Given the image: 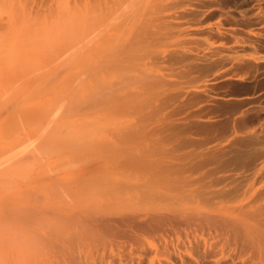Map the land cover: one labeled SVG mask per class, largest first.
<instances>
[{
    "label": "bare ground",
    "instance_id": "1",
    "mask_svg": "<svg viewBox=\"0 0 264 264\" xmlns=\"http://www.w3.org/2000/svg\"><path fill=\"white\" fill-rule=\"evenodd\" d=\"M65 7L69 13L68 16L64 11L62 13L64 23L68 25L65 32L75 35L80 47L76 57L79 56V64L73 71H63L68 82H62V87L65 85L67 89L70 82L79 84L85 101L81 103L80 94L75 95L82 106L78 105V99L68 100L72 106L76 102L82 107V112H75L77 106L74 110L70 107V111L66 106L68 101L62 99L66 104L63 103L66 106L63 110L69 111L68 118L72 113H83L96 121L103 120V123L113 125L112 131L96 143L99 151L97 155L91 154L96 156L92 164L79 168L67 166V170L60 172L57 169L61 168L53 164L56 170L53 166H49L50 170L46 167L41 177L50 172L53 176L35 177L26 183L23 193L0 199V264H264V93L256 99L224 100L218 94L215 96L220 98L208 95L210 89L208 94L205 92L211 82L221 78L240 82L239 79L247 77L255 84L264 85V0H72L66 2ZM27 31L22 34L26 36ZM4 50L1 52L5 53ZM20 50L25 55V51ZM14 53L11 59H14ZM24 59L28 60L27 56ZM56 59L53 61L57 62ZM63 59L66 57L61 61ZM7 61L1 64L5 67ZM19 62L23 65V61ZM50 62L47 64L51 65ZM17 63L18 69L14 67L16 72L13 70L25 79L29 72L26 70V76L20 74L21 66ZM48 69L44 70L45 78ZM37 77V82L42 81ZM19 79L17 85L22 81ZM45 81L47 78L44 87ZM231 85L235 89V83ZM257 88L260 91L261 86ZM29 93L28 100L30 95L33 96ZM194 97L210 103L214 114L219 113L223 119L220 123L207 124L210 119L207 125L200 126L201 121L198 126L195 122L197 128L207 129L199 133V128L193 125L195 135L207 132L209 135L205 136V141L201 137L204 142L200 146L195 145L196 142L195 147L188 150L195 138L187 139L193 129L190 127L193 119L189 122L193 113L186 103L188 98ZM61 101L57 100L56 105L51 100L48 104V100L46 105L43 104L46 107L41 105L42 111H47L49 105V110L52 107V112L55 111L53 107L60 108ZM37 109L29 110L36 114ZM61 110H56L55 116L65 122L67 113L66 116L62 113L66 117L64 121V117L58 116ZM40 114L36 116H44ZM73 115L71 119H74ZM45 119L43 122L48 120ZM92 120L88 122L90 127ZM83 121L82 124L86 123ZM103 123L99 125L100 129ZM27 124L26 128L32 123ZM52 126L53 131L56 127L62 129ZM32 127L28 130L32 131L35 126ZM40 127L44 128L42 124ZM86 128H82L80 134L88 131ZM215 128L222 131L217 133V130L214 134ZM76 131L78 136L79 128ZM100 131L101 136L102 129ZM93 132L99 134V130ZM87 134L84 136L83 133L82 138V135L78 136L80 142L90 136L86 137ZM37 137L44 138V134ZM54 137L56 139L57 135ZM33 139L28 140L30 144L24 143L36 153L40 150V142H37L41 138ZM42 140L45 143V139ZM32 141L39 149L35 146L32 151ZM16 146L18 149V144ZM73 159L76 164L80 158ZM25 161L26 164H19L21 168L25 169L24 165L30 163L28 168L33 163L26 157ZM13 164L15 167L18 163ZM39 169L38 166L37 173Z\"/></svg>",
    "mask_w": 264,
    "mask_h": 264
},
{
    "label": "rangeland",
    "instance_id": "2",
    "mask_svg": "<svg viewBox=\"0 0 264 264\" xmlns=\"http://www.w3.org/2000/svg\"><path fill=\"white\" fill-rule=\"evenodd\" d=\"M1 1V0H0ZM18 1V3H16ZM22 1V2H21ZM29 1H30V4L28 5V3H29ZM38 1L39 0H32V3H31V0H15V1H13V0H6V2H5V0H3V1H1L0 3V24H2V27H1V25H0V40H4L5 42H6V44H5V42L3 41V43H0V47L2 48V49H0V58L1 59H3L2 58V56H4V54L6 53V55L4 56L5 58L3 59L4 61H7L6 62V64L7 65H5V67L1 64V63H3L4 61L2 60H0L1 61V63H0V191H1V193H0V199H3V198H7V197H9V196H13V195H15V194H18V193H23L24 191H25V189H26V185L29 183V182H31L32 180H34V178L35 177H37V178H47V177H49V176H53L54 174L52 173L51 174V172L49 173V171H48V173L49 174H51V175H47L46 173L44 174L45 175V177H44V175H43V177H41L42 176V172H44V170L43 169H45L46 167H47V169H49L50 170V168H49V166L51 167V166H53V169L54 170H56V167H57V165H58V167H60L61 169H57V171L58 172H60V171H64V170H67V166H69V167H73V168H79V167H83V166H88V165H90V164H92L94 161H95V158H96V156H92V155H97L98 154V151L99 150H97L98 148L96 147V143L100 140V139H103V138H105V137H107L108 136V134L112 131V124H110V123H108L109 125H107L106 124V122H104L103 123V120H95L94 118H92V117H90V115L89 116H87V115H85V114H78V113H75L77 116H79V117H76V115H73V113L70 115V117H72V115L73 116H75L74 117V119L72 118H68V115H69V111L67 112V110L65 111V109L63 110V107H66L67 106V109L69 108L70 109V111H72V109H73V107L74 108H76V106H77V104H76V102L75 103H73V106H72V99H74L75 101L78 99L77 97L78 96H76V95H79L80 97H79V99L80 100H82V104H83V102L85 101L84 99H82V97H84L83 95H82V89H81V87H80V85L79 84H74V83H72L71 84V82L69 83V84H71V85H69L68 83H67V89H65V85L62 87V82H64L66 79H65V76H64V72L65 71H67L68 69L69 70H71V71H73V70H75V69H73V68H75V67H77V63L79 62V56H78V58H76L77 57V55H79L78 53V50H79V47H80V42H79V40L77 39V37L75 36V35H72V34H68L67 35V32H65V27H68V25L66 26V24L64 23V18H63V16H65V15H67L68 16V10H67V8L65 7V4H66V2H70V1H72V0H41L40 1V3H38ZM48 1V2H47ZM51 1H52V3H51ZM57 2V3H56ZM3 3V4H2ZM15 3H16V5H15ZM43 4V5H42ZM46 4V5H45ZM55 4V5H54ZM43 7V8H42ZM63 9V10H62ZM29 11V12H28ZM63 11L65 12L64 14L65 15H62V13H63ZM42 14V15H41ZM52 14V15H51ZM50 15V16H49ZM50 17V19H49V17ZM52 17V18H51ZM41 20V22H39L40 20ZM42 21H44V22H42ZM2 22V23H1ZM42 23V26H40L39 25V23ZM34 23V24H33ZM37 23V24H36ZM34 25H36V26H34ZM39 25V26H38ZM27 26H29V29L27 28ZM60 26V27H59ZM4 27V28H3ZM6 27V28H5ZM34 27V28H33ZM36 27V28H35ZM49 27V28H48ZM25 28V29H24ZM27 28V29H26ZM41 29V31L42 32H40V30L39 29ZM55 28V29H54ZM2 29H3V32H2ZM35 29V30H34ZM54 29V30H53ZM23 30V31H22ZM25 30V31H24ZM29 31V33H28V31ZM5 31H6V33H5ZM27 31V33H26V36L24 35L25 34V32ZM36 31V32H35ZM54 31V32H53ZM2 32V33H1ZM10 32V33H9ZM22 32L24 33V34H22ZM31 32V33H30ZM52 33V34H51ZM30 34H31V36H30ZM39 34V35H38ZM41 34V35H40ZM61 34V35H60ZM6 35V36H5ZM23 35V36H22ZM63 35H65L64 37H65V39L63 38ZM62 36V37H61ZM68 36V37H67ZM31 37V38H30ZM55 37V38H54ZM59 37V39L58 40H55L56 38H58ZM3 38V39H2ZM9 38V39H8ZM43 38V39H42ZM23 40V41H22ZM25 40V41H24ZM41 40H43V41H41ZM67 40H68V42H67ZM1 41V42H2ZM35 41H38V42H35ZM22 44H21V43ZM17 43V44H16ZM19 43V44H18ZM35 43L37 44V46L35 45ZM40 43V44H39ZM67 43V44H66ZM1 44H3L4 45V47H3V45H1ZM43 44H44V46H43ZM61 44H62V46H61ZM13 45H15L14 47H13ZM17 45L19 46V47H17ZM23 45V46H22ZM39 45H41L42 47H40ZM66 45H67V47H66ZM8 47V48H6V47ZM21 46V47H20ZM25 46H26V48H25ZM39 46V47H38ZM58 46H60L61 48L63 47V49H61V51H59L60 49H58L59 47ZM17 47V48H16ZM56 47V48H55ZM69 47V48H68ZM6 48V49H5ZM11 48H14V50H12ZM37 48V49H36ZM66 48H68L67 50H66ZM77 48V49H76ZM5 49V50H4ZM9 49H11V50H9ZM20 49H22V50H24L25 51V55H24V53L20 50ZM58 49V50H57ZM3 50L5 51V53H2L3 52ZM21 51V53H23L22 55H24L25 57L27 56V59H28V57H29V59L30 58H32V60H26V59H24L26 62H28V63H26L24 60H22V58L24 57H21V59L19 58V56H21V53H20V51ZM57 50V51H56ZM62 50H64L63 52H62ZM2 51V52H1ZM9 51V52H8ZM17 51V53L15 54L14 52H16ZM28 51L30 52V53H28ZM42 51H44V52H42ZM76 51V52H75ZM8 52V53H7ZM19 52V53H18ZM73 52V53H72ZM13 53L16 55H14V59H11V58H13ZM36 53H37V55H36ZM40 53V54H39ZM66 53V54H65ZM70 53V54H69ZM18 54V55H17ZM32 55V56H31ZM40 55V56H39ZM68 55H70L69 57L71 58H67V56ZM12 56V57H11ZM17 56H18V58L19 59H17ZM35 56H39L38 57V59L35 57ZM76 59H73V57ZM57 60V62H58V60L60 61V63L58 62H55V61H53V60H55L54 58ZM63 57H66V61L63 59V61H61V59L63 58ZM16 58V59H15ZM34 58H36V61H35V59ZM41 58H42V60H41ZM60 58V59H59ZM45 59V61L47 60V62H50V64L51 65H49V64H47V62L45 63V61H43ZM73 59V60H72ZM18 61V63H17V61ZM41 60V61H40ZM11 61V62H10ZM13 61H14V66H12L13 65ZM19 61H23V65L21 64L20 65V62ZM40 61V62H39ZM42 61H43V63L44 64H42ZM74 61V62H73ZM76 62V63H75ZM18 64V66L20 65L21 66V68L19 67V69H21V70H19L20 71V74H23V76H26V72L28 71L29 73H27L28 75L25 77V79H24V77H23V79L21 78V77H19V75H18V73H15L16 72V70H15V64ZM25 63V64H24ZM33 65H32V64ZM73 65H72V64ZM5 64V63H4ZM9 64H11V65H9ZM27 64V65H26ZM28 64H29V66H28ZM39 64H40V66H41V64H42V66H45L44 68L45 69H42V66L40 67L39 66ZM79 64V63H78ZM25 65V66H24ZM37 66V68H39V69H35V67ZM46 65H48V66H46ZM52 65H56V67H54V66H52ZM64 65V66H63ZM10 66H12L10 69L11 70H9L8 69V67H10ZM24 66V67H23ZM28 66V67H27ZM74 66V67H73ZM15 67V68H14ZM51 67V68H50ZM59 67V68H58ZM1 68H3L2 70H1ZM24 68V69H23ZM51 69V70H49V69ZM55 68H57V69H55ZM15 70V72H14V70ZM16 69H18V68H16ZM29 69V70H28ZM46 69H48L47 71V73H48V75H50V73H51V75L50 76H52V77H50V76H48L47 75V81H45V83H46V87H44V80H46V78H45V72H44V70H46ZM60 69V70H59ZM22 70L23 71H25V72H23L22 73ZM27 70V71H26ZM38 70V72H36ZM52 70H53V72H55L56 73V75H54L55 73H53L52 72ZM68 70V71H69ZM5 71H6V74H8V76L5 74ZM31 71H35L36 72V74H35V72H34V74L33 73H30ZM64 71V72H63ZM50 72V73H49ZM2 73V74H1ZM41 73V74H40ZM60 73V74H59ZM63 73V74H62ZM15 74H17L18 75V77L19 78H21L22 79V81H20L21 79H19L18 77H16L15 76ZM29 74H32V75H29ZM40 74V75H39ZM44 74V77L42 78V75ZM58 74V75H57ZM12 75V77H10ZM61 75V76H60ZM13 76L15 77V78H13ZM29 76H31V77H29ZM37 76H41V78H39V77H37ZM59 76V77H58ZM28 77V78H27ZM35 77H37V78H39V80L41 79L42 81H39V82H37L36 81V78ZM48 77H49V79H48ZM56 77V78H55ZM8 80H7V79ZM52 78V79H51ZM62 78V79H61ZM15 79V80H14ZM18 79H19V81L20 82H18V85H17V81H18ZM44 79V80H43ZM53 79H55L54 81H53ZM56 79H58V80H56ZM246 79H247V77H246ZM245 79V77L244 78H242V79H239V80H241L240 82L238 81V82H230V81H228L229 79H227V78H221L220 80H215L214 82H211L210 83V87L211 88H209V86L207 87V89H206V91L205 92H207L206 94H208V91L207 90H209L210 89V91H209V93H211V94H208V95H212V97H215V98H220L218 95H220L221 96V98L220 99H224V100H226V99H231V100H241V98L242 99H246V98H258V96L261 94V93H264V92H262V91H264V85H259V84H255V83H253L252 81H250V79L248 78L247 80ZM3 80V81H2ZM17 80V81H16ZM36 81L35 83L33 82V81ZM51 81L50 83H49V81ZM63 80V81H62ZM227 80V81H226ZM252 80V79H251ZM5 81H6V83H5ZM67 82H68V80H66ZM66 81L64 82L65 84H66ZM28 82V83H27ZM4 83H5V85H4ZM23 83V84H22ZM27 83V84H26ZM61 83V84H60ZM231 83L233 84V83H235V89H236V87H240V88H242V90L241 89H239V87L237 88V90H235L234 89V85H231ZM237 83V84H236ZM243 83V84H242ZM252 83L254 84V86L252 85ZM7 84V85H6ZM32 84V86H30ZM35 84V85H34ZM219 84V85H218ZM224 84V85H223ZM229 84V85H228ZM39 85H41V86H39ZM49 87H48V86ZM59 85V86H58ZM76 85V86H75ZM243 85V86H242ZM2 86H6L5 88H3ZM7 86H9V88L7 87ZM21 88H19V87ZM28 86V87H27ZM36 86H37V88H36ZM58 86V88H56ZM69 86H72V87H70L71 88V92L68 90V88H69ZM216 86L218 87L217 89H215L216 88ZM230 86V87H229ZM260 87L261 86V89H260V91H259V88H257V87ZM19 88V91H18V88ZM31 87V88H30ZM39 87H41V88H39ZM43 87V88H42ZM73 87H77L78 89L80 88L81 90L79 91L77 88H73ZM215 87V88H214ZM221 87H222V89H223V91H222V89H221ZM8 88V89H7ZM23 88V89H22ZM28 88H29V90H28ZM47 88V89H46ZM69 88V89H70ZM214 88V89H213ZM229 90H231V91H228V89ZM245 88V89H244ZM256 88V89H255ZM31 89V90H30ZM32 89H33V91H32ZM40 89H43V93L42 92H40ZM50 89V90H49ZM58 89H60V91L58 90ZM62 89H63V91H62ZM73 89V90H72ZM247 89H248V91H247ZM28 90V91H27ZM36 90H37V92H40V93H42V94H40V93H37V94H34V93H36ZM66 90H67V92L68 93H66ZM77 92V90L79 91V92H75V91ZM217 90V91H216ZM221 90V91H220ZM7 91H10V92H7ZM27 91V93H31V91H32V93L31 94H33V96L32 95H30V93H29V100H28V97L26 98V96H27V93H25ZM52 91H53V93H52ZM65 91V92H64ZM237 91V92H236ZM251 91V92H250ZM7 92V93H6ZM18 92V93H17ZM20 92V93H19ZM34 92V93H33ZM46 92V93H45ZM242 94H241V93ZM257 92V93H256ZM2 93V94H1ZM15 93V94H14ZM64 93V94H63ZM66 93V94H65ZM220 93V94H219ZM224 93V94H223ZM8 94V95H7ZM25 94V95H24ZM47 94V95H46ZM55 94V95H54ZM61 94V95H60ZM74 94V95H73ZM76 94V95H75ZM215 94H218L217 96H215ZM223 94V95H222ZM35 95V96H34ZM228 96V97H225V96ZM247 95V96H246ZM7 96V97H6ZM24 96V97H23ZM32 96V97H31ZM40 96V97H39ZM76 96V97H75ZM224 96V97H223ZM21 97H22V99H21ZM34 97H36V98H34ZM50 99H49V98ZM24 98H26L25 100H23ZM76 98V99H75ZM197 98V97H196ZM32 99H34V100H32ZM64 100V102L65 101H68L69 99L71 100L70 101V103H69V101H68V104L66 105L64 102H62L61 100ZM79 99H78V101H77V103H78V105H81V103H79L80 101H79ZM191 99V100H190ZM188 98V102L186 103V107L189 109V110H191L192 111V113H193V116H192V118H190L189 119V122H192V123H190V127L191 128H193V127H196V126H198V122L199 121H201V123L199 122V126L201 125V124H206L210 119H211V121H209L207 124H210V122H214L215 121V123L218 121H222V119H223V117L221 118V115L219 114V113H217L216 115L214 114L215 113V111H213L214 109L213 108H211V107H209L211 104L210 103H208V102H206L205 100H203L202 101V99H195V97H194V99L193 98ZM48 100H49V103L48 104H51L50 103V100H51V102L53 103V102H55V104H56V101L58 100L59 102L61 101V103H62V105L60 106V105H58V106H60V108H62V110L63 111H65V113L58 107L57 108V106L56 107H53L54 109H55V111L53 110V112H56V113H53L52 112V107L50 108L51 110H49V107H50V105H49V107L46 109L47 111H49V112H47V111H44V112H46L45 114H44V112L42 111L44 108H42V106L41 105H46L47 104V102H48ZM74 100H73V102H74ZM189 100H190V102L192 103V104H194V105H192L190 102H189ZM195 101V102H194ZM199 101H201V102H199ZM19 102V103H18ZM23 102H25V103H23ZM34 102H35V104H34ZM38 102V103H37ZM194 102V103H193ZM198 102V103H197ZM63 103L66 105V106H64L63 105ZM189 103V104H188ZM59 104V103H58ZM74 104H75V106H74ZM191 104V105H190ZM40 105V106H39ZM43 105V107H46V106H44ZM57 105V104H56ZM69 105V106H68ZM190 105V106H189ZM196 105V106H195ZM38 106H39V108L40 109H37L38 108ZM48 106V105H47ZM52 106V105H51ZM53 106H55V105H53ZM82 106V105H81ZM206 106H208V107H206ZM33 107H34V109H37V111H38V113H36L37 114V116H38V114H44V116L43 117H45L46 119H48V120H46L45 118H43L42 116H39L40 118H38L37 116H36V114H33L34 112H32V111H30L31 109H33ZM36 107V108H35ZM70 107H72V109L70 108ZM80 109H79V108ZM30 110H29V109ZM81 108L82 107H80V106H77V108L76 109H78V111L77 110H74L75 112H82V110H81ZM206 108V109H205ZM245 108V107H244ZM25 109H27V110H29V114H28V111L26 110V113H25ZM68 109V110H69ZM199 109V110H198ZM213 109V110H212ZM56 110H58L59 112H60V110L62 111L61 113H60V115H59V113H58V116H62V117H64L63 118V120L67 117V119H65L66 121L68 120V119H71V120H69L68 122H67V124H66V121L65 122H63L61 119H60V117H59V119H58V117H56L57 116V112L58 111H56ZM211 110V111H210ZM35 111V110H34ZM22 112V113H21ZM32 112V113H31ZM50 112H52L54 115L53 116H51L52 115V113H50ZM199 114H198V113ZM204 112V113H203ZM50 113V114H49ZM65 114V116H66V113H67V116L65 117V116H63V114ZM211 113V114H210ZM40 114V115H41ZM49 114V116L51 117V119H50V117L48 118V115ZM196 116H195V115ZM205 114V115H204ZM209 114V115H208ZM33 115H35L34 117H33ZM56 115V116H55ZM220 115V116H219ZM87 116V117H86ZM215 116H217L216 118H215ZM218 116L220 117V118H218ZM54 117V118H53ZM81 117H82V119L83 120H85V119H87V120H90V121H88L89 123H91V120L94 122V124L95 125H92L93 124V122H92V124H91V127H90V125L88 124V122L85 120V121H83L82 119H81ZM196 117V118H195ZM213 117V118H212ZM238 117V115L236 116V118ZM42 118H43V121H44V119L46 120L45 122H47L46 123V125L44 124L45 122H43L42 121ZM52 118L53 119H55V122L52 120ZM92 118V119H91ZM207 118V119H206ZM32 119V120H31ZM34 119V120H33ZM191 119H193L192 121H191ZM214 119V120H213ZM220 119V120H219ZM16 120H18V122L16 121ZM52 120V121H51ZM105 120V119H104ZM26 122V124L29 122V124L30 123H32V124H30L29 125V127L28 128H26V124H25V122ZM86 122V123H84V124H87V126H88V128H86L87 126H85L84 124H82L81 122ZM96 121V122H95ZM106 121V120H105ZM108 121L109 122H111L109 119H108ZM20 122V123H19ZM52 122V123H51ZM56 123V125L58 126L59 124V126L58 127H62V129L61 130H58L57 129V127H56V130H52V128H50V126L51 125H53V126H56L54 123ZM58 122V123H57ZM70 122V123H69ZM71 122H72V124H71ZM101 122L103 123L102 124V126H100V127H102L101 129H102V134H101V136H100V128H99V125H101ZM195 122L197 123V125L195 124ZM202 122H204V123H202ZM217 122V123H218ZM219 122V123H220ZM25 125H24V124ZM35 123H36V125H37V128H40L42 131V133L44 134V138L43 137H37V136H42L43 134L42 133H40V129H37L36 128V125H35ZM40 123V124H39ZM69 123V124H68ZM80 123V124H79ZM34 124V125H33ZM41 124H42V126H44V128H42V127H40L41 126ZM66 124V125H65ZM71 124V125H70ZM109 127H111V129L110 128H108L106 125ZM196 126H195V125ZM206 124V125H207ZM254 124H256V122L255 123H253L252 125H254ZM61 125H63V126H61ZM194 125V126H193ZM27 126H28V124H27ZM32 126H35L34 127V129H32V131L31 130H28L29 128H31ZM52 126V127H53ZM65 126V128L68 130V127L70 128V131L69 132H67V130H66V132H65V128H64V130H63V127ZM68 126V127H67ZM74 126V127H73ZM81 126V127H80ZM92 126H93V128H92ZM98 127L97 129L99 130V132H98V130L96 129V127ZM193 126V127H192ZM249 126H251V123H250V125ZM90 127V128H89ZM104 127V128H103ZM214 127H217L216 125L214 126ZM214 127H212V128H214ZM252 128H253V126H251ZM250 127V128H251ZM26 128V129H25ZM33 128V127H32ZM35 128H36V130H35ZM50 128V129H49ZM78 128H79V131H78V136L79 135H82L83 133H84V136H85V134H87L86 132H88L89 130H90V132H88V134L86 135V137L88 136V135H90L91 136V134H93V136L90 138V136H88L87 138H85L84 137V141H82L83 139H81V142H80V138L77 136V131L76 130H78ZM82 128H86L88 131H82V134H80V132H81V130H83ZM95 128V129H94ZM197 128V127H196ZM196 128H193L192 130L190 129V131L191 132H189V135H187L188 137H187V139L189 140V139H191L192 137L193 138H195V139H197V141L195 140V139H193L195 142L193 143L192 141V143H193V146H191V144H189L190 146V148L189 147H187V148H189L188 150H190V149H193L195 146H194V144L197 142V144H195V145H198L199 144V146L201 145V142L203 143L205 140H204V138H205V136L208 134V132H207V134L206 133H201V136H198L197 134V136L195 135V132H196ZM199 128V127H198ZM197 128V129H198ZM212 128H210V129H208V130H210L209 131V133L212 131ZM219 128H221V127H219ZM219 128H215V129H213L214 131V134H217V133H220L221 131L220 130H218ZM26 131H25V130ZM71 129H73L74 131H76V132H74V131H72L71 132ZM110 129V130H109ZM249 129V128H248ZM22 130H24V131H22ZM36 131L35 133H34V131ZM38 130V131H37ZM47 130V131H46ZM94 130H96L99 134H96V133H94L93 131ZM189 130V129H188ZM195 130V131H194ZM199 130L200 131H198L199 133L200 132H202L203 131V129L201 130L200 128H199ZM207 130V129H206ZM206 130H204V131H206ZM219 132H218V131ZM49 131V132H48ZM203 131V132H204ZM216 131H217V133H216ZM22 132V133H21ZM48 134H47V133ZM57 132V133H56ZM213 132L211 133V134H213ZM21 133V134H20ZM31 133V134H30ZM36 133H37V135H36ZM39 133L40 134H42V135H39ZM62 134V136H59L58 134ZM90 133V134H89ZM105 135H104V134ZM192 133H194V135H191ZM197 133V132H196ZM28 134H29V136H28ZM51 134H52V136H51ZM57 135V138H59V139H54L55 137L54 136H56ZM188 134V133H187ZM36 135V136H35ZM96 135V136H95ZM200 135V134H199ZM203 135H204V137H203ZM209 135V134H208ZM16 136H18L17 138H16ZM50 137V139L48 138L47 140H49V141H47L46 140V138L47 137ZM95 136V137H94ZM27 137V138H26ZM29 137V138H28ZM54 137V138H53ZM61 137H62V139H61ZM83 137V135L81 136V138ZM201 137H202V140H204V141H202L201 140ZM22 138H23V140H22ZM34 138V139H33ZM39 138H41V140L43 139H45L44 141H45V143L44 142H41V140L39 139ZM52 138V139H51ZM89 138V139H88ZM31 139H33L34 141L36 140V141H38V140H40V141H38L37 143H39L38 144V146H39V148H40V150H36V153H38V151L39 152H41V153H38V154H36V153H33V152H35V151H33V148L37 145V143L36 142H34V141H32L33 143H31V144H33V145H31L30 147L32 148V151L33 152H31L30 151V148H29V146L28 145H26L24 142L25 141H27L26 143L28 144L30 141H28V140H31ZM86 139H88L89 141H87ZM94 139V140H93ZM201 140V141H199V140ZM42 140V141H43ZM62 141V142H60V141ZM17 141V142H16ZM21 141H22V143H21ZM57 141H59L60 143H62V144H60L59 142H56ZM198 141L200 142V143H198ZM16 142V143H15ZM19 142V143H18ZM92 142H93V144L94 145H92ZM34 143H35V145H34ZM41 143H44V144H48V143H50L49 145H47V147L48 148H50V149H48V148H46V146L43 144H41ZM52 143H53V145H52ZM64 143V144H63ZM18 144V149H17V145ZM20 144H22V146L20 145ZM30 144V143H29ZM81 144V145H80ZM26 145V146H25ZM59 145H61V147L59 146ZM21 146V151L19 150L20 147ZM38 146H36V148L38 147ZM43 146V147H42ZM45 146V147H44ZM56 146H57V148H56ZM83 146V147H82ZM92 148H91V147ZM23 147V148H22ZM42 147V148H41ZM198 147V146H197ZM12 148V149H11ZM16 148V150H13V149H15ZM25 148V149H24ZM39 148H37V149H39ZM45 148H46V150H45ZM94 149V150H93ZM23 150H25L24 152H22ZM34 150H35V148H34ZM42 150H44V151H42ZM47 150H50V151H47ZM51 150H53V151H51ZM17 151V152H16ZM65 151V152H64ZM16 152V153H15ZM23 153L25 156H22V155H20L21 153ZM26 152H27V154H29V155H31L32 156V158H31V156L30 157H28L27 156V154H26ZM59 152V153H58ZM18 153V154H17ZM42 153H44V155L42 154ZM56 153H58V155H56ZM96 153V154H95ZM48 154H50V155H48ZM92 154V155H91ZM22 157V158H20V156ZM53 155H55V156H53ZM88 155V156H87ZM91 155V156H90ZM3 156V157H2ZM38 156H41V158L40 157H38ZM42 156H45V158L43 159L42 158ZM46 156H48V157H46ZM79 156V157H78ZM25 157L26 158H28V159H30V162L31 161H33V163L30 165V166H28V168H26L27 167V165H29L30 163H28L27 165H24L25 166V169H29V170H27L28 171V173H25V172H27L25 169H24V167L22 166V168H23V170H22V168H21V164H26L28 161H27V159H26V161H25ZM80 158L79 160H77V163L75 164H73V162L74 161H76V160H74L73 158H75V159H77V158ZM24 158V159H23ZM53 158V159H52ZM67 158V159H66ZM69 158V159H68ZM12 159H14V162L16 161V163H18L17 164V166H15L14 167V162H13V160ZM18 159V160H17ZM21 159H22V161H21ZM40 159H41V161H40ZM54 159H55V161H54ZM83 159V160H82ZM93 159V160H92ZM86 160V161H85ZM90 160V161H89ZM48 161H49V163H48ZM52 161V162H51ZM61 161H63V162H65V166H64V163L63 162H61ZM68 161H69V163H68ZM10 162V163H9ZM13 162V163H12ZM26 162V163H25ZM35 162V163H34ZM54 162V163H53ZM88 162V163H87ZM57 163V164H56ZM59 163V164H58ZM66 163L68 164V165H66ZM87 163V164H86ZM9 164V165H8ZM11 164V165H10ZM20 164V165H19ZM45 164H47L48 166H46ZM49 164H52V165H49ZM53 164H55V166L53 165ZM80 164V165H79ZM86 164V165H85ZM72 165H74V166H72ZM76 165H78V166H76ZM81 165H83V166H81ZM3 168H2V167ZM31 166H34V167H31ZM38 166L40 167V169H39V171H38V173H37V169H38ZM42 166V167H41ZM6 167V168H5ZM14 167V168H13ZM31 167V168H30ZM57 167V168H58ZM8 168V169H7ZM10 168L13 170H11L10 171ZM15 168H19L18 170H16ZM34 168V169H33ZM73 168H71V169H73ZM31 169H32V171H31ZM53 169H51V171L53 170ZM6 170V171H5ZM21 170L24 172H21ZM35 170V171H34ZM42 170V171H41ZM8 171V172H7ZM14 171H16V173L14 172ZM18 171H20V172H18ZM34 171V172H33ZM40 171H41V173H40ZM46 172H47V170H45ZM2 172V173H1ZM4 172V173H3ZM10 172V173H9ZM11 172H12V174H11ZM30 172V173H29ZM8 173V174H7ZM14 173V174H13ZM21 173V174H20ZM54 173H55V171H54ZM17 174H19V175H17ZM31 174V175H30ZM40 174V175H39ZM13 175V176H12ZM26 175V176H25ZM6 176V177H5ZM17 176V177H16ZM29 176V177H28ZM5 177V178H4ZM32 177V178H31ZM29 179V180H28ZM31 179V180H30ZM36 179V178H35ZM23 180V181H22ZM24 183V184H23ZM27 183V184H26ZM3 184H5V185H3ZM10 184V185H9ZM7 185H9V186H7ZM17 185H18V187H17ZM5 186H7V187H5ZM9 188V189H8ZM5 193V194H4Z\"/></svg>",
    "mask_w": 264,
    "mask_h": 264
}]
</instances>
